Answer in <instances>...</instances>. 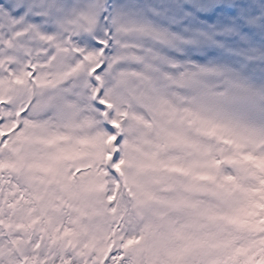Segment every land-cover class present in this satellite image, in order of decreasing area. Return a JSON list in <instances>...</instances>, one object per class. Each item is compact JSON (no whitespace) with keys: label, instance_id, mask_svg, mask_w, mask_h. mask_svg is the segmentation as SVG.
Listing matches in <instances>:
<instances>
[{"label":"snow or ice","instance_id":"obj_1","mask_svg":"<svg viewBox=\"0 0 264 264\" xmlns=\"http://www.w3.org/2000/svg\"><path fill=\"white\" fill-rule=\"evenodd\" d=\"M264 0H0V264H264Z\"/></svg>","mask_w":264,"mask_h":264},{"label":"clouds","instance_id":"obj_2","mask_svg":"<svg viewBox=\"0 0 264 264\" xmlns=\"http://www.w3.org/2000/svg\"><path fill=\"white\" fill-rule=\"evenodd\" d=\"M250 7L251 15L264 16V7L259 4L256 5H246ZM250 33V45L254 47L264 48V30H259L255 28L249 29ZM258 70H253L250 66L246 72V76L249 82L261 92V95L257 97V103H264V65H257Z\"/></svg>","mask_w":264,"mask_h":264}]
</instances>
